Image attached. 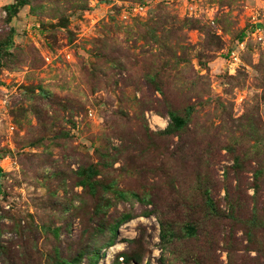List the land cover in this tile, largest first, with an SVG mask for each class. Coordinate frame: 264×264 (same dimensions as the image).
Masks as SVG:
<instances>
[{"label":"rangeland","instance_id":"obj_1","mask_svg":"<svg viewBox=\"0 0 264 264\" xmlns=\"http://www.w3.org/2000/svg\"><path fill=\"white\" fill-rule=\"evenodd\" d=\"M110 257L264 264V0H0V264Z\"/></svg>","mask_w":264,"mask_h":264},{"label":"trees","instance_id":"obj_2","mask_svg":"<svg viewBox=\"0 0 264 264\" xmlns=\"http://www.w3.org/2000/svg\"><path fill=\"white\" fill-rule=\"evenodd\" d=\"M253 29H251V30H253ZM170 119H171L173 125L175 127H177V128L182 127L183 124H184V120L183 119H181L179 117H176L174 115H171ZM126 218H127V216H124L122 218V220H125ZM118 222L119 221H117V223ZM120 223L121 222H119V225H120ZM195 230L196 229H195V227L192 224H185L182 227V231L185 233L186 236H193L195 234ZM160 239H161L162 242H166V241L170 240L169 230L165 229V225L164 224H162V232H161V235H160ZM98 255H99V253L96 252L93 256H91L90 260H93V262L97 261ZM56 264H64V261H61V262L58 261V262H56Z\"/></svg>","mask_w":264,"mask_h":264},{"label":"built area","instance_id":"obj_3","mask_svg":"<svg viewBox=\"0 0 264 264\" xmlns=\"http://www.w3.org/2000/svg\"><path fill=\"white\" fill-rule=\"evenodd\" d=\"M251 37L257 38L258 40H262V30L261 27L257 26L255 27L251 33H249Z\"/></svg>","mask_w":264,"mask_h":264},{"label":"bare ground","instance_id":"obj_4","mask_svg":"<svg viewBox=\"0 0 264 264\" xmlns=\"http://www.w3.org/2000/svg\"><path fill=\"white\" fill-rule=\"evenodd\" d=\"M120 251V246H117L115 249H114V254H118ZM112 257H113V254H112ZM107 258L106 260L103 261L102 264H111V258Z\"/></svg>","mask_w":264,"mask_h":264}]
</instances>
